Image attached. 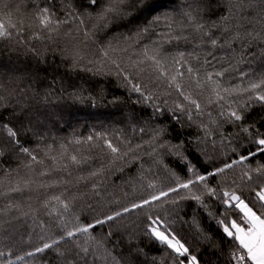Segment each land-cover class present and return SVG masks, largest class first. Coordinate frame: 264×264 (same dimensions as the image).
I'll use <instances>...</instances> for the list:
<instances>
[{"label":"snow or ice","instance_id":"1","mask_svg":"<svg viewBox=\"0 0 264 264\" xmlns=\"http://www.w3.org/2000/svg\"><path fill=\"white\" fill-rule=\"evenodd\" d=\"M160 7L156 0H44L43 5L39 0H0V42L27 46V40L68 38L75 42L73 70L115 76L130 95L137 94L133 103L149 104L154 116L170 113L173 131L195 126L197 132L173 142L165 139L171 135L166 126L155 127L148 140L134 145L122 133L97 132L60 143L58 155L46 145L40 158L21 142L30 127L0 122V159L6 150L27 158L15 169L0 164V197L8 198L0 207V235L11 238L15 222L30 221L32 228L26 240L20 236L31 247L15 259L11 247L0 250V264H32L26 257L47 264L49 251L55 264H264V162L259 159L264 157V113L249 119L253 109H264V0H217L215 6L210 0H181L178 13L155 14ZM213 7L223 12L216 20L206 19ZM139 17L147 22L131 35L96 40L114 21ZM151 35L159 39L141 43ZM174 40L192 41L193 50L165 51L164 44ZM89 42L97 45L91 55L85 52ZM28 50L39 55L34 47ZM217 50L225 55L217 56ZM65 91L61 85L59 93ZM68 98L93 106L124 103L119 96L109 100L102 94L98 101L83 89L69 92ZM7 106L0 95V108ZM133 131L144 134L146 129ZM69 145H86L88 154L81 148L70 152ZM94 148L100 150L98 157L90 154ZM164 155L174 157L186 175L165 163ZM144 156L150 166L138 163V174L121 199L104 191L113 170L124 172ZM94 158L98 167L89 163ZM45 159L55 167L49 169ZM201 160L209 165L203 171L197 166ZM86 164L89 170L75 177L68 170ZM34 165L44 167L37 171ZM65 171L67 178L52 176ZM188 201L215 222L219 239L195 213L191 220L183 219L182 202ZM84 207L91 212L82 219ZM131 216L136 217L132 224H124ZM104 226L106 232L94 234ZM142 236L154 241L159 255L141 246ZM200 244L211 259L195 254Z\"/></svg>","mask_w":264,"mask_h":264},{"label":"trees","instance_id":"2","mask_svg":"<svg viewBox=\"0 0 264 264\" xmlns=\"http://www.w3.org/2000/svg\"><path fill=\"white\" fill-rule=\"evenodd\" d=\"M43 5L44 0H39ZM212 5L217 4V0H210ZM79 4H84L85 0H78ZM158 5H162L155 14L162 12L178 13L181 0H175V4L171 0H156ZM32 5L28 4L27 8L31 9ZM57 7L59 4L57 3ZM223 12V8H215L206 14V19L216 20L219 13ZM147 21L144 17L129 18L123 21H114L106 30L99 32L96 35L98 43H104L107 39L113 37L123 38L125 35H131L136 29L144 25ZM86 26H90L91 21H85ZM74 27V26H73ZM164 30L162 27L158 31ZM24 39L27 40V33L24 35ZM159 39L158 36L151 35L149 38H145L141 43H149L150 40ZM74 41H69L68 38L63 36L54 38L52 41L48 40H27V46L24 44L17 45L15 42L9 44L7 42H0V84L4 85V90L0 91V95L6 97L7 107L0 108V122L16 125L20 127L21 124L24 127H30L32 129L27 135L22 137L21 142L25 147L33 150L34 153L43 158L42 149L46 148V145H52L54 151L52 155H58L59 144L67 143L73 140L75 137L81 139L87 137L90 134L97 132H109V133H122L126 139H130L132 144L141 143L144 140H148L151 134V130L155 127L166 126L171 135H166L165 139H171L173 142H177V137L183 138L195 137L197 135L195 126L183 129L175 128V120L171 119L170 113H165L162 116H154L153 108L149 104H135L133 101L137 99V94H129L127 89L122 87V82L115 76L108 75H93L90 72H86L80 69L73 70L71 68V55L73 54ZM29 47H34L39 55L33 54L29 51ZM194 43L192 41H173L171 44H164L165 51H192ZM238 47V46H237ZM139 46H137L138 50ZM251 51V49H250ZM88 54L97 52V45L91 44L85 49ZM217 56L225 55L224 52L217 50ZM98 59L99 56L97 55ZM219 67V65H218ZM246 68L247 65H243ZM257 71L260 70V65H255ZM63 85L66 91L61 95L59 89ZM83 89L84 95L91 94L95 96L99 101L101 94L104 98L111 99L113 96H119L123 99L124 103L120 104H97L93 106L87 100L84 103L73 101L68 98V93ZM9 92L12 94L9 95ZM169 98V102L171 103ZM260 113H264V109L259 107L252 110L249 115V119L257 118ZM39 117L37 119L36 117ZM145 127L144 134L134 132V128ZM113 138L115 143L114 136ZM147 146H145L146 148ZM81 148L87 153L86 145H69V151L73 152L75 149ZM145 149H141L143 152ZM5 157L0 159V164L3 168L15 169L18 165H22L26 162L27 158L23 155L17 157L11 150H6ZM93 157L100 155L99 149H92L90 153ZM105 159H107L105 157ZM164 162L170 167L174 168L181 176L186 175V170L179 162L172 156L164 155ZM223 159V158H221ZM261 162H264V157L259 158ZM66 163L67 161H63ZM195 162V158L193 159ZM220 161L218 160L217 163ZM91 167L99 166V159L94 158L89 162ZM138 163H144L145 167H149L151 161L149 157L144 156L142 160L137 163H132L129 167H125L124 172L113 170L108 175L106 180V193H111L117 199H121L123 191L129 190V181L134 179L138 174ZM255 163V159L252 161ZM45 165L52 169L55 167L54 163L45 159ZM201 171L204 168L209 167L202 160L197 165ZM37 171L42 170L43 165H34ZM69 171L72 172L73 177L78 174L86 173L89 170V164L77 169L72 165H69ZM21 174H24V170H21ZM60 175L67 178V171L63 173L53 172L52 176L59 177ZM44 179H48L45 177ZM81 190H84V186L81 185ZM13 196L17 194H12ZM27 195V194H25ZM35 195L33 197L35 199ZM108 196L107 199H111ZM6 197H0V207H3ZM88 202H91L88 197H85ZM184 204L180 215L184 220H191L193 214L197 215L200 220L201 226L208 231L211 235L219 239V230L214 221L208 219L207 215L202 209L197 208L194 201L182 202ZM97 211H101L100 205H93ZM106 211V209H104ZM91 209L84 207L82 212V219L88 216ZM47 222V217L43 218ZM136 219L135 216H131L129 220H125L124 224H132V221ZM31 222L28 225L23 222H15V233L9 239L3 238L0 235V250L7 251L9 247L15 255H22L26 249L31 246L23 242L20 236L23 235L24 239H27V234L32 231L30 227ZM51 227V225H49ZM134 226V225H133ZM94 234H100L107 231V226L102 229H94ZM39 232V229H36ZM187 234L186 232L184 233ZM35 239V233H33ZM191 239V237H189ZM139 243L145 250L159 255L158 246L154 241L149 240L147 237H141ZM195 243V241H193ZM199 252L195 253L198 256L203 253L205 260L211 259L209 253L206 251V246L200 244ZM227 251V250H225ZM48 256L47 264H55V255L49 251L45 253ZM4 259V258H0ZM40 259L26 257V261L36 264ZM17 264H24V262L17 261ZM204 264V260H202Z\"/></svg>","mask_w":264,"mask_h":264}]
</instances>
